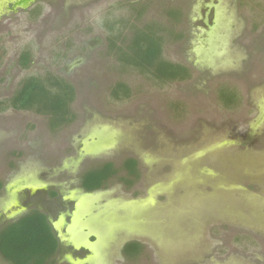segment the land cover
Listing matches in <instances>:
<instances>
[{"label":"rangeland","instance_id":"1","mask_svg":"<svg viewBox=\"0 0 264 264\" xmlns=\"http://www.w3.org/2000/svg\"><path fill=\"white\" fill-rule=\"evenodd\" d=\"M5 1L0 231L38 208L90 251L60 250L53 264H264V0H37L17 12ZM151 28L160 60L186 78L119 60ZM31 78L73 88L66 123L13 106ZM118 84L128 94L115 98ZM106 163L117 175L86 193L83 176Z\"/></svg>","mask_w":264,"mask_h":264},{"label":"trees","instance_id":"2","mask_svg":"<svg viewBox=\"0 0 264 264\" xmlns=\"http://www.w3.org/2000/svg\"><path fill=\"white\" fill-rule=\"evenodd\" d=\"M177 12L170 11L172 18L180 20L175 15ZM155 32H157L155 28L140 31L134 35L127 47L117 48L119 60L140 68L142 73L152 72L157 79L163 82L186 78L189 75L186 67L160 60L161 40ZM122 52H125L123 57H121ZM26 58L25 56L24 60ZM52 88L54 91L48 89L41 81L31 78L13 99V106L48 115L51 127H59L71 117L70 103L74 98V91L69 84L63 81L54 82ZM127 94L128 88L123 84H118L113 89L115 98ZM232 99L228 96L225 102L232 103ZM124 166L131 177L135 179L138 177V160L128 159ZM116 175L114 165L106 163L100 168L88 171L82 178L81 186L87 192L101 190L108 186L109 181ZM2 189L3 184L0 182V193ZM58 245V238L47 216L37 210L9 223L0 231V255L10 264H53ZM140 252L135 242L123 248L124 256L130 259L137 257Z\"/></svg>","mask_w":264,"mask_h":264},{"label":"flooded vegetation","instance_id":"3","mask_svg":"<svg viewBox=\"0 0 264 264\" xmlns=\"http://www.w3.org/2000/svg\"><path fill=\"white\" fill-rule=\"evenodd\" d=\"M5 5V11H8V7H11L12 6V3H5L4 4ZM84 190V189H83ZM85 191V190H84ZM98 191V190H97ZM93 192H95V191H93ZM86 193H91V192H87L86 191ZM57 198V197H56ZM35 203H38V201L37 200H34V205H35ZM28 205H32L31 203L30 204H28ZM79 205V204H78ZM34 208V207H33ZM39 211L38 210V208H35V209H29L28 211H25V212H21V214L19 213L20 211H14V213L11 215V217H13V218H15V217H17L15 220H17V219H19L20 217H22V216H24V215H26V214H28L29 212H31V211ZM24 211V210H23ZM41 212V211H40ZM44 214V213H43ZM47 216V215H46ZM11 217H9L8 218V216H7V218L8 219H10ZM12 219V218H11ZM47 219H48V221L50 222V224H51V218L49 217V215L47 216ZM14 220V221H15ZM51 226H52V228H53V230H54V226L51 224ZM54 232H55V234H56V236H57V238H58V241H59V245H58V249H57V252H56V254L58 253V252H60V250H61V252H66V251H72V252H80V251H82V252H86V256L88 255V253H90V251H88V253H87V251H86V248L84 247V245H81V246H76V247H74L73 245H71L69 242H67V241H65V240H63V239H61L62 237L60 236V234H57V232H56V230H54Z\"/></svg>","mask_w":264,"mask_h":264},{"label":"water","instance_id":"4","mask_svg":"<svg viewBox=\"0 0 264 264\" xmlns=\"http://www.w3.org/2000/svg\"><path fill=\"white\" fill-rule=\"evenodd\" d=\"M37 0H6L5 3H12L11 7H8L7 9L12 12H17L20 9H27L31 7ZM63 235H61L62 237ZM63 239V238H61Z\"/></svg>","mask_w":264,"mask_h":264}]
</instances>
